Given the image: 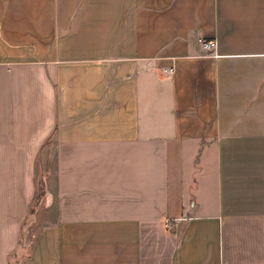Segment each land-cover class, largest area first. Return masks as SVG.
I'll return each mask as SVG.
<instances>
[{"label":"crops","instance_id":"obj_1","mask_svg":"<svg viewBox=\"0 0 264 264\" xmlns=\"http://www.w3.org/2000/svg\"><path fill=\"white\" fill-rule=\"evenodd\" d=\"M0 264H264V0H0Z\"/></svg>","mask_w":264,"mask_h":264},{"label":"rangeland","instance_id":"obj_2","mask_svg":"<svg viewBox=\"0 0 264 264\" xmlns=\"http://www.w3.org/2000/svg\"><path fill=\"white\" fill-rule=\"evenodd\" d=\"M49 160L46 163L45 168L42 165L44 169L41 167L43 170V173L45 171L51 172L53 170V162H50ZM40 182H42V179L40 180ZM41 191L39 190L40 192L39 194L43 193L42 195H44V191L42 188H41ZM54 211L55 210L53 209L50 210L44 205L43 197L35 201V209L33 212H31V215L25 222V229L23 231V237L21 240V247L25 249L23 250V252H26L28 250V248L30 247L31 241L34 238V235H36L39 229L43 227L46 223H50L53 221Z\"/></svg>","mask_w":264,"mask_h":264},{"label":"built area","instance_id":"obj_3","mask_svg":"<svg viewBox=\"0 0 264 264\" xmlns=\"http://www.w3.org/2000/svg\"><path fill=\"white\" fill-rule=\"evenodd\" d=\"M203 44H204L205 48L211 49L215 46L216 42H215V40L210 39V40L203 41ZM166 226L168 229H172L173 228V222L168 221Z\"/></svg>","mask_w":264,"mask_h":264},{"label":"trees","instance_id":"obj_4","mask_svg":"<svg viewBox=\"0 0 264 264\" xmlns=\"http://www.w3.org/2000/svg\"><path fill=\"white\" fill-rule=\"evenodd\" d=\"M42 194H43V193H41V194L38 195L37 200H39V199L42 197ZM34 209H35V203L33 204V208L31 209V212H33ZM35 237H36V235H34V238H35Z\"/></svg>","mask_w":264,"mask_h":264}]
</instances>
